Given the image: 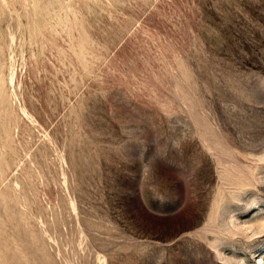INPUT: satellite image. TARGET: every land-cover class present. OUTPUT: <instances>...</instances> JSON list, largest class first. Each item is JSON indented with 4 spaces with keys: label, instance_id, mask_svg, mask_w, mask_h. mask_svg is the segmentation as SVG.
<instances>
[{
    "label": "rangeland",
    "instance_id": "obj_1",
    "mask_svg": "<svg viewBox=\"0 0 264 264\" xmlns=\"http://www.w3.org/2000/svg\"><path fill=\"white\" fill-rule=\"evenodd\" d=\"M0 264H264V0H0Z\"/></svg>",
    "mask_w": 264,
    "mask_h": 264
}]
</instances>
